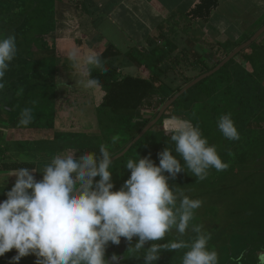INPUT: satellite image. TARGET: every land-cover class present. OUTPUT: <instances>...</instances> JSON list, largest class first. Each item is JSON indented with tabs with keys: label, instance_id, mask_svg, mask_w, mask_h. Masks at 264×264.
Wrapping results in <instances>:
<instances>
[{
	"label": "clouds",
	"instance_id": "9594fccd",
	"mask_svg": "<svg viewBox=\"0 0 264 264\" xmlns=\"http://www.w3.org/2000/svg\"><path fill=\"white\" fill-rule=\"evenodd\" d=\"M16 55L15 36L0 37V90ZM85 62L106 70L94 54ZM97 83L89 79L85 86ZM31 120L32 110L23 109L19 123L28 125ZM217 127L229 141L240 140L230 113L218 118ZM169 131L181 159L168 147L157 154L159 165L150 154L130 158L124 166L130 176L115 191L111 170L115 157L105 145L99 155L68 151L55 156L39 180L33 175L38 173L35 169H15L10 175L15 177L14 185L7 192L3 186L0 192L6 196L0 201V257L14 249L12 264L29 255L36 257L35 264H122L118 255L106 259L105 254L110 244L118 246L124 238L127 253L143 252V264H157L164 251L180 249H188L182 264H219L218 253L208 247L211 233L203 225L190 224L203 201L178 192L181 187H170L168 181L185 172L184 165L200 181L210 169L219 172L229 165L191 121L173 117ZM173 232L176 239L158 243ZM188 232L195 233L190 244L183 239ZM244 256L240 253L233 264H242ZM257 264H264V251L257 253Z\"/></svg>",
	"mask_w": 264,
	"mask_h": 264
},
{
	"label": "trees",
	"instance_id": "16d2710c",
	"mask_svg": "<svg viewBox=\"0 0 264 264\" xmlns=\"http://www.w3.org/2000/svg\"><path fill=\"white\" fill-rule=\"evenodd\" d=\"M33 4L36 6L34 7ZM217 5L218 0H201L189 13V16L194 20H206ZM36 7H38L37 2H29L27 4L26 1L23 0H0V37L14 35L17 46V55L11 62L8 72L5 74V87L3 90H0V121H3L5 118L4 115H7L8 126L12 130L52 129L54 130V138L52 140H35L33 142L22 140L7 143L2 137V129L4 126L0 124V172L11 173L15 169L28 167L38 172L35 174L36 179L39 180L42 179L41 172L43 168L50 163L55 156L64 154L68 151L76 152L77 155H81L83 152H93L99 155L100 146L88 145V143L82 142L83 140L87 141L86 139L80 138V134L83 131L82 127L79 129L78 126H82L84 114L79 110L71 112L72 105L75 104L71 98L74 97L76 93L69 86L60 84L58 77H50L47 74L49 70L47 60L38 61L34 57L35 52L38 50L34 49L31 39L28 38V34L32 31L44 32L47 26V16L44 15L43 11L39 16L33 13V9H36ZM250 38H246L245 42ZM262 41L264 42V35L262 36ZM255 44L256 42L252 43L237 56L244 54L255 46ZM240 45L241 44L236 45L235 48ZM230 53L231 52L226 53L225 57ZM128 56L132 57V52H130ZM237 56L229 61L217 73L192 87L198 88V97L192 101L188 99L185 100L186 110L183 113L178 111V106L182 98L187 92L191 91L192 88L172 104L159 122L138 141L144 142L147 140L145 147L155 156L153 160H156L155 163L157 165H159L157 154L166 147L172 150V154L176 156V158L179 157L174 150L175 144L170 139V131H166L162 128L164 118L170 114L173 115V111L177 110V112L182 113L183 116L192 120L190 111L196 103L205 104L207 100L212 101L220 94L222 95V102H224L227 96L226 87L233 89V96L238 98L236 100L239 101L238 103L241 107L245 101L249 104H259L261 100H264V84L259 75L258 65V59L264 57V49L261 56L251 54L248 57V62L252 66L251 70L244 69L243 67H238V69H236L234 67L233 74L224 75L223 71L229 68V66L232 64L234 66L237 65ZM166 57L168 56L157 55L152 58L142 57L138 59L140 67L145 66L150 70L151 75L148 78L142 75L135 76L133 74H127L124 78L119 80L117 79L116 70L89 71V79L97 80L98 83L95 86L102 88L104 91L102 102L96 108L97 118L99 121L110 125L112 127L111 132H117L128 140V143L124 147L117 149L115 152H110L114 157L124 151L143 129L157 117L162 106L170 98L175 96L194 79L211 71L222 62V60H218L209 67L206 63L200 61L197 63L200 68V72L197 76L188 80L181 86L172 87L166 82L164 78L165 73L161 69V65ZM214 78H216L218 82H215ZM156 91L161 92L163 95L161 106L152 117L142 119L141 116L138 115V111L141 110L146 103L153 100ZM257 104L255 106L251 105L252 108L249 105L248 108L256 110L258 107ZM218 105L217 103H213L209 105V108L211 106V110L214 107L213 110L215 111ZM25 108H30L32 110V120L28 125H21L19 123L21 112ZM61 114L69 115L68 120L66 119L68 122L67 131L59 130V126L57 125L59 121H61ZM61 124L64 126L66 122ZM61 124L59 125L61 126ZM150 137L153 138L148 139ZM134 146H136V144ZM11 157H15L16 161H7ZM96 179L98 180V177ZM170 180H174L170 184L172 187L176 186L181 179H179L177 175L175 179L170 178L169 181ZM249 180V176H245L241 184ZM182 184L183 187L181 186L180 189L178 188V192L182 191L191 199L206 198L210 194H214V196L217 197L216 202H209L208 204L203 203L199 209L195 210L197 218L194 214V219L190 224L203 225L205 230L208 227L207 230H210L211 234L218 224L224 227L219 233L215 234L216 239L212 242V245L215 246L212 250L218 253L219 264H233L235 257L242 252L245 254L242 264H257V253L264 251V219L258 222L256 226H251L248 225L251 221L247 219L246 222L244 217L246 212H234L229 193L241 185L237 184L235 187L229 189L223 188L194 193L193 189L185 186V181H183ZM12 186L13 185L5 186L4 191L7 192ZM2 191L3 187L0 186V192ZM4 199H6V196L0 194V201ZM178 204L179 201H177V205ZM212 209L214 210V216L211 215ZM247 213L251 214V211L249 210ZM204 216H206V218H204ZM213 217L216 221L220 220L221 222L217 221L213 223L209 221V219ZM234 217L237 219L234 223L235 227H233L234 224L232 223ZM247 217L249 218L250 216ZM190 233L191 238L187 235L183 237L189 244L192 242V239L195 238V233ZM174 239H176L175 232L166 235L165 240H161L158 243L162 244L167 240ZM151 243L153 242H148L145 247H149ZM186 251V249L172 252L164 251L157 261V264H182L179 260H182ZM13 255L14 253L6 257V260L2 264L8 261ZM126 255L127 260L124 261L123 264H143V252Z\"/></svg>",
	"mask_w": 264,
	"mask_h": 264
},
{
	"label": "crops",
	"instance_id": "0c3cea01",
	"mask_svg": "<svg viewBox=\"0 0 264 264\" xmlns=\"http://www.w3.org/2000/svg\"><path fill=\"white\" fill-rule=\"evenodd\" d=\"M23 1L27 4L37 2L38 7L33 13L39 16L43 11L47 16L44 32L28 34L34 49L38 50L34 57L38 61H48L47 74L58 77L60 84H66L70 78L74 83L67 85L76 95L86 94L87 90L104 92L96 86L83 87L94 66L85 62L88 55L94 54L105 63L126 57L127 65L114 67L116 75L124 73L125 76L133 74L148 78L150 70L138 64L142 57L183 54L193 58L196 64L203 61L210 67L209 63L218 60L211 52L199 55V40H224V45L242 44L243 37H252L264 26V0H218L217 7L206 20H194L189 16L201 0ZM130 52L132 57L128 56ZM4 116L0 124L4 126L2 137L7 143L26 141L19 139L23 132H34L38 135L37 140L54 138L52 129L12 130L7 115Z\"/></svg>",
	"mask_w": 264,
	"mask_h": 264
},
{
	"label": "rangeland",
	"instance_id": "374dc122",
	"mask_svg": "<svg viewBox=\"0 0 264 264\" xmlns=\"http://www.w3.org/2000/svg\"><path fill=\"white\" fill-rule=\"evenodd\" d=\"M245 37L242 38L240 42L242 44L245 43ZM224 40H212V39H204L199 40L197 51L199 55H203L204 53L211 52V56L215 57L217 60H224L226 57V53L234 51L236 48V43H231L230 45H224ZM234 42V41H231ZM247 42V41H246ZM241 44V45H242ZM264 42L262 41V36L256 41L255 46L246 51L244 54L237 56L236 58V66H229L226 70H224V75L233 74L234 67L238 69V67H243L244 69L251 70L252 66L248 62V57L251 54L262 55L264 49ZM238 45V44H237ZM167 47L165 46V49ZM235 48V49H234ZM259 57V56H257ZM140 58V57H137ZM141 59V58H140ZM193 59V58H192ZM190 59L188 56L179 54L173 56H168L163 61L161 65V69L165 73L166 82L172 87H178L183 85L188 80L193 79L200 72V68L196 64L195 61ZM217 61L213 63H209L210 66L215 64ZM129 63L126 57L121 59H114L109 62H102V66L104 71H113L114 67L121 64V66H125ZM259 65V75L264 84V57L258 59ZM93 70L102 71L101 68L96 66H92ZM118 79H122L125 77L124 73L117 75ZM215 82H218L216 78H214ZM66 84L63 86H72L74 82L67 79ZM78 82V80H77ZM211 82V80H210ZM228 82V81H227ZM68 84V85H67ZM82 85V84H81ZM86 83H83L84 89L86 88ZM88 88V87H87ZM198 88H192L191 91L187 92L186 95L182 98L179 104V112H184L186 110L185 103L186 99L192 101L196 97H198ZM227 91L226 100L222 102V95L216 96L214 100H207L205 104L196 103L193 109L190 111L192 114V120H189L186 116H183L182 113L177 112V110L173 111V115L164 118V122L162 124V128L166 131H169V126L171 122V118L177 117L179 119H185L192 122L194 126H198L202 132L204 138L208 140L210 145H215L217 148V152L222 159V162H226L229 166L227 169L223 171H216L214 168L209 170L208 177L203 180H197L192 173L187 169V166L184 165V171L178 174L180 182L176 184V186L183 187L182 182L185 181V186L187 188L193 189L194 193L198 192H207L215 189H226L235 187L237 184L241 185L240 187L233 190L229 195L231 196V205L234 207V212L244 211L246 215H244L246 222L249 219L251 222L248 225L256 226L258 222L264 219V100L259 102L256 110L249 109L248 106L253 105L255 103H247L243 102L242 107L239 106V101L237 97L233 96L232 88H225ZM90 91V92H89ZM87 90L85 93H81L75 95L71 99L74 101V105H72L71 112H75L76 110L81 111L84 116L82 118L83 124L79 125L78 128L81 129L82 133L81 139H86L87 141H82L88 143V145H105L108 147L110 152H115L117 149L124 147L128 140L119 135L117 132H111V126L99 121L96 116V108L97 104L101 103L103 93L100 91H92ZM70 99V101H71ZM163 100V95L161 92L156 91L154 93L153 100L149 103H146L145 106L138 111V115L141 116L142 119H148L152 117L155 112L161 106V101ZM217 103L219 104L216 110L213 108L210 110L209 105ZM247 106H246V105ZM207 106V107H206ZM246 106V107H244ZM252 108V106H251ZM176 109V108H175ZM225 113H230L231 117L235 123V126L240 134L239 141H229L224 138L222 133L217 127L218 118ZM172 115V116H171ZM59 124L65 123L66 125L59 126V130L67 131L68 130V118L69 115L61 114ZM194 118V119H193ZM67 119V120H66ZM66 120V121H65ZM216 127V128H215ZM159 128V126H158ZM76 129V128H75ZM54 131V130H53ZM3 133V132H2ZM38 135H35L34 132H23L19 136V139H26L27 141H35L37 140ZM153 138V137H152ZM151 137L148 139H152ZM147 140L144 142H137L136 146H132L129 151L121 158L113 162L111 170L113 171L112 181L115 185L114 191L119 190L125 180H127L130 176V171L124 168L126 161L128 159H138L139 157L151 156V159L155 157L152 155L149 149L145 147ZM116 149V150H115ZM63 155V154H60ZM256 156V157H255ZM250 158V159H249ZM178 160L181 159L179 156ZM249 159V160H248ZM7 161H16L15 157L9 158ZM154 161V160H153ZM262 161V162H261ZM156 162V160L154 161ZM261 162V163H260ZM183 164V161H181ZM260 163V164H259ZM12 173L10 172H0V186H10L14 185L15 177L10 176ZM35 176V174L33 173ZM167 175V173H165ZM249 176V181L242 183L244 177ZM36 177V176H35ZM99 179V177H98ZM174 180L168 181L169 186ZM171 187V186H170ZM180 189V188H179ZM213 199V200H212ZM217 197L214 194H210L206 198L199 199L203 201V203L208 204L209 202H216ZM202 203V204H203ZM251 211V214L247 213ZM214 210L212 209L211 215H213ZM210 216V215H209ZM214 216V215H213ZM247 216H250L249 218ZM196 217V214H195ZM197 218V217H196ZM206 218V216H204ZM210 218V217H209ZM213 223L220 221L215 220L214 217L209 219ZM237 221L236 217L233 218L232 223L234 224ZM221 222V221H220ZM227 225V224H226ZM232 226V225H230ZM235 227V224L233 225ZM224 228L221 224H218L214 228L213 233L211 234V240L209 241L208 247L210 250L214 249L215 246L212 245V242L216 239V233H219L220 230ZM208 227L206 228V230ZM210 232V230H207ZM191 238V236H190ZM119 246V245H118ZM117 245H109L106 250L105 258L112 254H117L119 251ZM114 249V250H113ZM188 250V249H186ZM16 254V251L13 249L12 251L6 253L3 257H0V264H2L6 257H9L11 254ZM33 255H29L24 258V264H32ZM183 258V257H182ZM11 262V261H10ZM9 262V263H10ZM179 262H182L180 259ZM8 263V264H9Z\"/></svg>",
	"mask_w": 264,
	"mask_h": 264
},
{
	"label": "water",
	"instance_id": "95a60500",
	"mask_svg": "<svg viewBox=\"0 0 264 264\" xmlns=\"http://www.w3.org/2000/svg\"><path fill=\"white\" fill-rule=\"evenodd\" d=\"M264 35V26L259 29L247 42L237 47L234 51H232L217 67L212 69L211 71L200 75L196 79H194L192 82L187 84L181 91H179L175 96L170 98L160 109L157 117L151 121L144 129L143 131L126 147L124 151H122L120 154L116 155L113 162L118 160L119 158L123 157L129 149L135 145L153 126H155L159 120L163 117L166 110L174 104L184 93H186L188 90H190L192 87L196 86L198 83L206 80L210 76L217 73L219 70H221L229 61H231L235 56H237L240 52L248 48L252 43L256 42L261 36ZM96 179V178H94Z\"/></svg>",
	"mask_w": 264,
	"mask_h": 264
},
{
	"label": "flooded vegetation",
	"instance_id": "af4514ba",
	"mask_svg": "<svg viewBox=\"0 0 264 264\" xmlns=\"http://www.w3.org/2000/svg\"><path fill=\"white\" fill-rule=\"evenodd\" d=\"M187 236H191V233L190 232H188V234H187ZM136 240H137V238H133V243H135L136 242ZM128 247H129V245L125 242V239L124 238H121V244L118 246V249H119V251L117 252V254L116 255H118L120 258H121V260H122V264L124 263V261H126L127 259H126V254H132V253H127V250H128ZM114 250V249H113ZM16 254V253H15ZM113 255V254H112ZM112 255H110V256H108V258L107 259H110V257L112 256ZM24 258L25 257H23V258H21V260L19 261V264H24ZM35 260H36V257L34 256L33 257V259H32V264H35ZM11 261V262H10ZM10 262V263H9ZM12 264V258H10L8 261H6L4 264Z\"/></svg>",
	"mask_w": 264,
	"mask_h": 264
}]
</instances>
